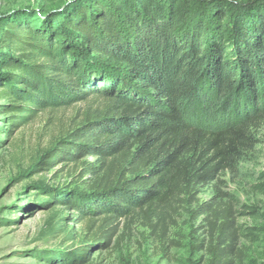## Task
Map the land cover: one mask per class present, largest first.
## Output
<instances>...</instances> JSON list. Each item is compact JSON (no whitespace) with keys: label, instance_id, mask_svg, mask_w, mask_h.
Here are the masks:
<instances>
[{"label":"trees","instance_id":"1","mask_svg":"<svg viewBox=\"0 0 264 264\" xmlns=\"http://www.w3.org/2000/svg\"><path fill=\"white\" fill-rule=\"evenodd\" d=\"M19 19L10 47L20 56L0 75L13 125L103 101L34 170L96 158L83 164L94 180L87 192L35 187L101 219L99 230L137 212L151 218L253 151V127L264 122V0H77L42 28ZM99 240L67 256L83 264L110 241ZM229 246L211 245L212 264H229Z\"/></svg>","mask_w":264,"mask_h":264},{"label":"rangeland","instance_id":"2","mask_svg":"<svg viewBox=\"0 0 264 264\" xmlns=\"http://www.w3.org/2000/svg\"><path fill=\"white\" fill-rule=\"evenodd\" d=\"M75 1L0 0V75L10 58L20 56L10 47L11 22L20 18L42 28L45 15L62 13ZM5 94L0 87V264H74L67 255L93 238L110 241L92 247L83 264H212L211 245L224 240L229 264H264V195L257 190L264 184V122L253 127L255 147L234 172L220 173L151 218L137 212L99 230L101 219L80 216L35 187L87 192L94 180L83 164H96V158L34 170L59 142L71 141L103 101L47 109L15 126Z\"/></svg>","mask_w":264,"mask_h":264}]
</instances>
